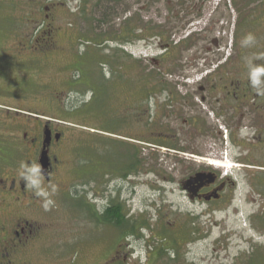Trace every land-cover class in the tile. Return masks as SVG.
I'll return each instance as SVG.
<instances>
[{"label":"rangeland","instance_id":"374dc122","mask_svg":"<svg viewBox=\"0 0 264 264\" xmlns=\"http://www.w3.org/2000/svg\"><path fill=\"white\" fill-rule=\"evenodd\" d=\"M22 1L14 15L11 2L0 0L3 37L32 31L43 41L45 8L60 5L54 28L63 52L49 72L54 105L44 108L51 99L44 91L40 101L51 119L70 125L63 126L61 187L47 189L48 209L38 214L43 234L36 264H264V174L252 178L234 172L242 164L218 140L183 144L187 150L179 155V173L177 158L161 154L152 158L151 175H137L134 186L123 185L114 174L111 136L124 129L129 90L147 83L151 89L178 88V80L180 88H193L186 80L194 75L192 60L207 57L213 41L232 39L235 14L226 0H211L205 8L202 0ZM32 17L38 21L33 30ZM227 23L226 31L220 30ZM128 28L134 34H124ZM165 44L173 51L163 57ZM218 162L232 167L210 165ZM258 164L264 167V160ZM199 167L228 171L237 179L240 189L232 204L209 208L189 201L181 181ZM112 200L124 207L119 228L92 217Z\"/></svg>","mask_w":264,"mask_h":264},{"label":"flooded vegetation","instance_id":"af4514ba","mask_svg":"<svg viewBox=\"0 0 264 264\" xmlns=\"http://www.w3.org/2000/svg\"><path fill=\"white\" fill-rule=\"evenodd\" d=\"M7 1L14 6V15L20 13L22 0ZM210 1L202 0L200 7L205 8ZM226 4L235 14L232 39L229 43L213 41L206 47L207 57L196 56L192 60L194 75L186 80L194 83L193 88H180L178 80V88L151 89L148 84L144 89L129 90L130 111L122 116L124 129L121 135L111 136L115 142L113 165L117 166L114 174L121 177L123 185L134 186L137 175H151L152 158L161 154L177 158L175 171L179 173V155L187 150L183 144H196L207 138L218 140L227 155L229 150L231 158L242 164L234 172L252 178L264 174V167L258 164L264 160V94L252 87L248 67L249 61L264 66V0H226ZM30 6L34 10L35 3ZM59 6L54 3L45 8L49 13L42 26L43 41L36 39L32 31H27L26 36L16 31L5 37L0 34V264H36L43 234L38 214L48 202L47 189L61 187L58 176L67 144L63 126L70 125L51 119L44 109L54 105L51 96L55 88L49 72L55 57L63 52L57 45L54 28ZM28 22L31 30L38 28L35 17ZM228 26L229 23L220 30L226 31ZM249 33L256 37L255 43L243 47L242 40ZM161 48L163 57L173 51L169 44ZM174 51L179 55V33ZM152 61L159 62L160 58ZM261 81L264 85V75ZM71 83L69 78L68 85ZM41 91L51 97L44 102V108ZM44 152L48 156L45 170L41 163ZM211 154L210 151L206 155ZM21 162L40 165L45 196L26 189V181L17 176ZM228 173L196 168L181 181L182 193L193 204L228 206L240 189L237 179ZM197 174L204 179L185 189L186 182ZM118 189L115 192L119 195ZM111 210L123 216L124 207L112 200L92 217L100 225L119 228L108 221ZM115 257L116 254L113 261Z\"/></svg>","mask_w":264,"mask_h":264},{"label":"clouds","instance_id":"9594fccd","mask_svg":"<svg viewBox=\"0 0 264 264\" xmlns=\"http://www.w3.org/2000/svg\"><path fill=\"white\" fill-rule=\"evenodd\" d=\"M256 37L249 33L242 40V46L248 47L255 43ZM249 67V78L251 81V85L254 89L261 94H264V85H262L261 76L264 75V66H256L253 65L251 61L248 63ZM17 176L20 180L26 181V189L27 190H35V194L37 196H45L46 192L41 187L42 184V171L41 167L37 163H29L21 162L19 169L17 170ZM50 201L44 204L45 210L48 209V204Z\"/></svg>","mask_w":264,"mask_h":264},{"label":"trees","instance_id":"16d2710c","mask_svg":"<svg viewBox=\"0 0 264 264\" xmlns=\"http://www.w3.org/2000/svg\"><path fill=\"white\" fill-rule=\"evenodd\" d=\"M128 29L129 30H126V31L124 30V32H125L124 34H126V33L134 34V32L132 31L131 28H128ZM135 31H137L138 33H142L143 32L141 30H135ZM148 78H149V82L151 83V77H148ZM148 78H147V80H148ZM145 87H149L148 83H147V85ZM108 218H109L108 221L113 222L118 227H121V225H122V222H121L122 221V216L119 214V212H115L114 210L109 211V217ZM133 227H135V225H133ZM170 255H172V254H170Z\"/></svg>","mask_w":264,"mask_h":264},{"label":"water","instance_id":"95a60500","mask_svg":"<svg viewBox=\"0 0 264 264\" xmlns=\"http://www.w3.org/2000/svg\"><path fill=\"white\" fill-rule=\"evenodd\" d=\"M46 143L48 144L49 143V139L47 138L46 140ZM47 162H48V156H47V153L44 152L43 155H42V159H41V163H42V166H43V169L45 170L47 168ZM202 179H204V176L201 175V174H197L196 177H193L191 179H189L184 188L185 189H188L190 186H192L194 183H197L198 181H201Z\"/></svg>","mask_w":264,"mask_h":264},{"label":"bare ground","instance_id":"6f19581e","mask_svg":"<svg viewBox=\"0 0 264 264\" xmlns=\"http://www.w3.org/2000/svg\"><path fill=\"white\" fill-rule=\"evenodd\" d=\"M217 167H219V168H223V167H228V168H231L232 167V165H230V164H227V165H225V164H221V163H217V164H215Z\"/></svg>","mask_w":264,"mask_h":264}]
</instances>
